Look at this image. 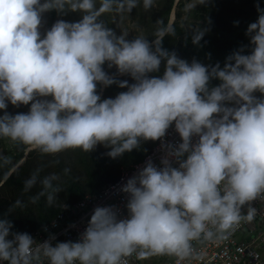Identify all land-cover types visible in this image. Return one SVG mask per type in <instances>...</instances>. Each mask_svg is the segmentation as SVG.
<instances>
[{
  "label": "clouds",
  "instance_id": "obj_1",
  "mask_svg": "<svg viewBox=\"0 0 264 264\" xmlns=\"http://www.w3.org/2000/svg\"><path fill=\"white\" fill-rule=\"evenodd\" d=\"M206 2L193 0L186 11ZM139 3L101 0L97 10L95 0H0V138L43 154L104 145L115 159L142 141L162 140L173 125L180 137L177 145H162V166L148 160L122 186L127 215L96 207L76 241L53 244V234L39 242L12 232L7 215L0 218V264H127L134 253L183 260L192 241L234 231L242 208L264 195V9L257 4L258 18L246 30L250 51L242 46L221 67L189 63L163 48L164 37L175 34L171 25L157 28L151 41L128 40L99 19L114 5L131 12ZM142 3L145 10L154 6ZM53 9L79 11L82 19L58 20L42 37V15ZM204 33L194 31L192 43L199 45ZM162 62L163 74L151 76ZM212 80L219 84L210 87ZM98 84L127 91L102 100ZM9 103L30 108L12 115ZM57 180L45 177L33 202L46 197L52 206L62 191ZM35 183V176L25 181V190Z\"/></svg>",
  "mask_w": 264,
  "mask_h": 264
},
{
  "label": "trees",
  "instance_id": "obj_2",
  "mask_svg": "<svg viewBox=\"0 0 264 264\" xmlns=\"http://www.w3.org/2000/svg\"><path fill=\"white\" fill-rule=\"evenodd\" d=\"M175 0H154V6L145 10L142 0L131 12H102L99 19L111 28L117 35L122 34L121 25L134 24L141 30L142 37L151 41L157 28L168 26L171 11ZM192 0H180L176 9V20L172 27L174 35H166L162 41V47L174 51L180 58L189 63L193 59L204 65L219 63L223 67L225 59L242 46H248L245 54L250 51V39L246 36V30L250 23L258 18L257 4L264 9V0H207L203 5L186 11V6ZM97 10L101 7V0H95ZM83 13L79 11L65 10L58 12L53 9L42 15L43 31L41 36L51 29L58 20L78 22ZM191 16L198 23L189 22ZM239 22L238 25L234 22ZM204 29L205 33L199 45L192 43L193 32ZM138 36V35H137ZM135 37L126 39L133 40ZM104 70L109 75L116 74V68L109 69L107 64ZM164 71L162 62L160 71L151 76H160ZM118 81L127 80L129 84L135 81L128 75H115ZM219 84L218 80L210 81V87ZM101 99L115 98L119 93L127 91L118 84L105 87L97 85ZM30 105L15 107L8 104L6 111L12 115L29 111ZM4 110H0L3 115ZM157 141H142L137 149L125 152L115 159L109 157L110 148L98 145L93 151L86 153L80 149H67L56 154H43L36 150H30L25 145L13 142L8 138H0V183L21 160L26 158L18 168L9 176L6 182L0 186V218L7 215L13 223L12 232L31 233L41 225L52 220L60 211L63 203L80 201L89 193H98L99 182L107 179L115 181L123 166H128L141 161L157 144ZM52 174H56L59 180L54 184L62 191L57 194V199L52 206L46 203V197H40L33 202V198L42 190L41 181ZM36 177V183L30 190H25V181ZM88 191H91L88 193ZM20 201L17 206L16 202ZM11 238V237H9Z\"/></svg>",
  "mask_w": 264,
  "mask_h": 264
},
{
  "label": "built area",
  "instance_id": "obj_3",
  "mask_svg": "<svg viewBox=\"0 0 264 264\" xmlns=\"http://www.w3.org/2000/svg\"><path fill=\"white\" fill-rule=\"evenodd\" d=\"M259 97L260 93H255ZM196 138L193 139L195 142ZM179 134L171 126L165 137L141 161L121 168L115 181L101 188L98 193H89L80 201L63 203L59 213L49 222L29 233L35 240L43 242L55 235L53 244L68 240L76 241L87 227L88 221L99 206H114L121 217L127 215V194L121 191L129 178L142 169L148 160L160 164L166 152L162 145H177ZM173 166H178L174 163ZM254 209L252 220L247 219ZM242 219L234 231L225 238L192 241V254L183 260L172 255H152L139 258L135 253L127 257V264H264V195L246 204L241 210Z\"/></svg>",
  "mask_w": 264,
  "mask_h": 264
},
{
  "label": "rangeland",
  "instance_id": "obj_4",
  "mask_svg": "<svg viewBox=\"0 0 264 264\" xmlns=\"http://www.w3.org/2000/svg\"><path fill=\"white\" fill-rule=\"evenodd\" d=\"M41 2H43V0H41ZM192 2H193V0H192ZM45 13H43V15H45ZM188 19H189V22L193 21L194 23H198V21L194 20L191 16H189ZM198 26H199V23L196 25V27H198ZM121 30H122V33L127 34L126 38L131 37V36L137 37V35L139 36L142 34L141 30L138 27H136L134 24H129L128 26H122L121 25ZM42 31H43V25L40 26V32L42 33ZM1 152H2V150L0 149V153ZM110 182H112V181H108L107 179H104V180L99 182L100 184L98 185V188L104 187V186L108 185ZM89 192H91V191H88V193Z\"/></svg>",
  "mask_w": 264,
  "mask_h": 264
},
{
  "label": "water",
  "instance_id": "obj_5",
  "mask_svg": "<svg viewBox=\"0 0 264 264\" xmlns=\"http://www.w3.org/2000/svg\"><path fill=\"white\" fill-rule=\"evenodd\" d=\"M180 0H175L174 2V5H173V8H172V11H171V16H170V20H169V23H168V26L169 25H173V23L175 22L176 20V9H177V5L179 3ZM118 76H122V75H118ZM117 77V76H115ZM105 90V87L104 85H102V91ZM101 96V95H100ZM31 149H27L26 150V154H28V152L30 151ZM26 158H24L23 160H21L14 168H12L8 174L5 176V178L2 180V182L0 183V186H2L6 180L9 178V176L16 170V168H18V166H20L22 164V162L25 160Z\"/></svg>",
  "mask_w": 264,
  "mask_h": 264
}]
</instances>
